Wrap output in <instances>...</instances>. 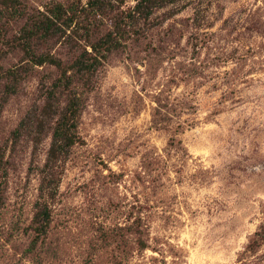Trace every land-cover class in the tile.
Wrapping results in <instances>:
<instances>
[{"label":"rangeland","instance_id":"rangeland-1","mask_svg":"<svg viewBox=\"0 0 264 264\" xmlns=\"http://www.w3.org/2000/svg\"><path fill=\"white\" fill-rule=\"evenodd\" d=\"M136 4L0 0V264H264V0H158L149 18ZM59 8L65 31L38 53L70 61L111 31L124 46L74 83L83 141L42 198L56 119L37 140L17 130L60 72L19 39Z\"/></svg>","mask_w":264,"mask_h":264},{"label":"trees","instance_id":"trees-1","mask_svg":"<svg viewBox=\"0 0 264 264\" xmlns=\"http://www.w3.org/2000/svg\"><path fill=\"white\" fill-rule=\"evenodd\" d=\"M135 15H143L149 18L152 8L156 7L158 0H135ZM149 4V8L145 6ZM91 5H97V2H90ZM61 8L50 12V16L43 15L42 18L36 20L35 23L26 27L19 39V48L24 51L25 56L35 66H44L49 64L54 66L59 72L60 77L53 83L52 89L46 92V101L44 106L32 116L21 122L20 128L17 130V136L24 129L31 126L35 128L37 138L40 139L45 132L49 121L54 119V127L52 129V141L47 153L46 162L41 171L42 182L40 192L42 198L54 197L58 189V175L61 164L70 153V150L83 140L79 136V117L82 110L83 98L74 86L75 82L83 80L85 85H92L95 72L103 66L108 56L120 50L123 46V33L120 31H111L96 41H89L91 51L84 50L76 58L70 61H63L52 53H38L33 49L34 44L39 42H47L54 37H58L64 33L65 28L62 24ZM133 17V16H132ZM8 78L17 80L21 75L20 70L14 69L7 72ZM8 91L12 90L11 87ZM13 93V92H12ZM64 96L65 107L60 109V97ZM40 142V141H39ZM38 143V141L36 142ZM51 223V210L46 198L37 203V212L33 220V231L35 238L33 239L30 251H34L39 240L48 232Z\"/></svg>","mask_w":264,"mask_h":264}]
</instances>
